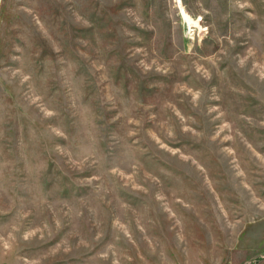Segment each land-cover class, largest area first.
I'll return each mask as SVG.
<instances>
[{
	"label": "rangeland",
	"instance_id": "374dc122",
	"mask_svg": "<svg viewBox=\"0 0 264 264\" xmlns=\"http://www.w3.org/2000/svg\"><path fill=\"white\" fill-rule=\"evenodd\" d=\"M0 264H264V0H0Z\"/></svg>",
	"mask_w": 264,
	"mask_h": 264
}]
</instances>
